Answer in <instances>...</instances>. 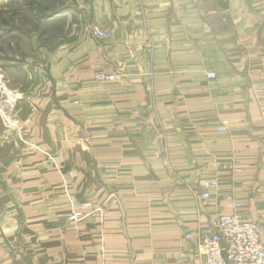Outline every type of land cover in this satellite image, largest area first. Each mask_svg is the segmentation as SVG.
I'll return each instance as SVG.
<instances>
[{"label": "crops", "instance_id": "0c3cea01", "mask_svg": "<svg viewBox=\"0 0 264 264\" xmlns=\"http://www.w3.org/2000/svg\"><path fill=\"white\" fill-rule=\"evenodd\" d=\"M76 2L0 127V264H200L196 233L232 211L264 241V0Z\"/></svg>", "mask_w": 264, "mask_h": 264}, {"label": "rangeland", "instance_id": "374dc122", "mask_svg": "<svg viewBox=\"0 0 264 264\" xmlns=\"http://www.w3.org/2000/svg\"><path fill=\"white\" fill-rule=\"evenodd\" d=\"M82 16L76 0H2L0 28L8 29L0 34V127L3 130L19 131L14 123L17 101L22 97L19 91L29 89L34 77L39 81L46 75V71L43 74L48 59L45 53L58 49L63 41L73 37L78 25L84 24ZM29 67L40 72H29Z\"/></svg>", "mask_w": 264, "mask_h": 264}, {"label": "built area", "instance_id": "2783aa9c", "mask_svg": "<svg viewBox=\"0 0 264 264\" xmlns=\"http://www.w3.org/2000/svg\"><path fill=\"white\" fill-rule=\"evenodd\" d=\"M92 31L101 37L110 35L109 31H102L96 26L92 28ZM118 75L117 72L108 73L99 69L94 72V79L103 84L115 80ZM207 77L212 79L215 77V73L208 71ZM227 130V122L223 121L218 126V131L225 132ZM21 136L19 133L20 138ZM232 169L234 172L241 170L237 166ZM198 187L200 200L206 202L210 198L211 192L219 187V180L216 177L202 178ZM230 199H232L234 207L240 206V202L231 197ZM207 224L206 231L196 233V255L201 257L200 264H264L262 229L256 220L245 219L238 212L232 211L209 216ZM185 236L190 238L192 234L187 233ZM172 264H190V262L179 255L175 257Z\"/></svg>", "mask_w": 264, "mask_h": 264}, {"label": "trees", "instance_id": "16d2710c", "mask_svg": "<svg viewBox=\"0 0 264 264\" xmlns=\"http://www.w3.org/2000/svg\"><path fill=\"white\" fill-rule=\"evenodd\" d=\"M2 3V0H0V4ZM8 29H1L0 28V34H3L4 32H6Z\"/></svg>", "mask_w": 264, "mask_h": 264}, {"label": "bare ground", "instance_id": "6f19581e", "mask_svg": "<svg viewBox=\"0 0 264 264\" xmlns=\"http://www.w3.org/2000/svg\"><path fill=\"white\" fill-rule=\"evenodd\" d=\"M12 102H13V101H11V102H10V105H9V106H10V108H11V106H12V105H11V103H12ZM10 108H9V109H10ZM8 117H11V115H10V116H8Z\"/></svg>", "mask_w": 264, "mask_h": 264}]
</instances>
